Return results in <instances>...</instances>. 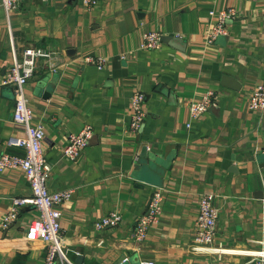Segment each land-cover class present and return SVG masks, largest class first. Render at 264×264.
Masks as SVG:
<instances>
[{"label":"crops","instance_id":"1","mask_svg":"<svg viewBox=\"0 0 264 264\" xmlns=\"http://www.w3.org/2000/svg\"><path fill=\"white\" fill-rule=\"evenodd\" d=\"M228 7L237 16L227 34L207 44L209 13ZM146 32L179 41L142 51ZM27 47L50 50L63 64L52 73L37 61L25 95L45 135L48 191H74L60 208L65 264H246L243 254L190 251L202 194L213 196L218 211L215 245L264 251V116L248 108L252 88L264 82V0H100L92 10L80 0H22L8 16L0 4V153H22L7 143L22 131L12 122L13 90L1 79ZM84 55L108 62L97 70ZM135 90L144 95L146 117L131 132ZM207 92L216 104L187 127L189 102ZM86 124L94 134L71 161L62 152L67 135ZM143 148L159 169L152 182L142 177ZM155 189L164 192L159 224L137 242L134 224ZM30 194L23 172H0V221L12 198ZM111 212L119 224L95 230ZM35 215L24 207L0 229V264H44L45 243L26 237Z\"/></svg>","mask_w":264,"mask_h":264},{"label":"built area","instance_id":"2","mask_svg":"<svg viewBox=\"0 0 264 264\" xmlns=\"http://www.w3.org/2000/svg\"><path fill=\"white\" fill-rule=\"evenodd\" d=\"M22 0H0V4L5 14L8 16L15 10ZM85 10L95 8L100 0H80ZM212 22L208 25L205 33V42L212 44L219 36L227 34V24L233 20L237 13L234 8L228 7L218 12H210ZM161 45V34L158 32H146L140 50L156 49ZM55 53L40 47H27L19 57L14 56L12 65L3 75L1 85L11 87L14 93V104L12 109V122L20 128L21 135L10 137L7 141L9 145L22 149L20 155L3 151L0 153V172L4 170H20L23 172L28 182L31 194L28 197H14L11 205L0 221L2 231L9 228L16 222L19 213L24 207H33L36 215L30 221L26 229L28 240H40L45 243L44 264H65L68 262L61 247L60 218L61 206L70 201L73 189L65 188L55 192H49L46 181L51 171V166L43 153L42 144L44 132L42 127L34 122L33 111L29 107L25 95V85L33 77L37 61L43 60L49 72L56 73L63 64L54 63ZM123 59L124 55L121 54ZM84 64H91L97 70L104 69L108 59L102 56L84 55L80 57ZM144 95L140 91H133L129 101L131 132H136L143 124L146 114L143 109ZM215 95L212 92L205 93L199 99H193L188 104L189 123L199 121L207 112L209 107L214 106ZM248 108L251 112L264 116V82L254 85L251 90ZM94 131L90 124L82 127L78 133L67 135V144L62 150L63 155L76 161L85 148L88 141L93 136ZM163 189H155L133 227V237L135 241L142 242L147 238L150 228L159 224L163 208ZM198 211L194 221V237L190 245V251L194 254L208 255L222 258L228 254H243L249 257L246 264H264V251L233 250L223 247L221 244L215 245L214 238L217 233L218 211L213 205V196L202 194L198 199ZM264 219V209L261 211ZM121 220L117 212H111L108 216L97 220L93 227L95 230L116 227ZM125 260H122L121 264ZM120 264V263H119ZM140 264H153L151 262H141Z\"/></svg>","mask_w":264,"mask_h":264},{"label":"water","instance_id":"3","mask_svg":"<svg viewBox=\"0 0 264 264\" xmlns=\"http://www.w3.org/2000/svg\"><path fill=\"white\" fill-rule=\"evenodd\" d=\"M179 38L174 37V36H162L161 35V42L164 43H169L172 44L173 46H175L174 43H172V41L174 42H178ZM142 158L146 159V163L144 164V167L141 168V172L143 174V178L147 181H155L153 176L150 175V173H154L155 172H159V169L157 168V162L154 158H151L149 156L145 155V148L142 149V153H141ZM259 166L261 169V173L264 174V153H262L259 156ZM261 195H264V190H262Z\"/></svg>","mask_w":264,"mask_h":264}]
</instances>
